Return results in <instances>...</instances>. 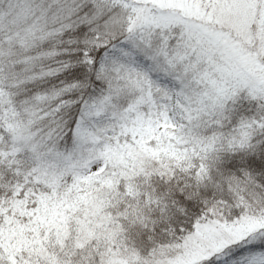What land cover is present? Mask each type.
<instances>
[{
    "label": "snow or ice",
    "instance_id": "obj_1",
    "mask_svg": "<svg viewBox=\"0 0 264 264\" xmlns=\"http://www.w3.org/2000/svg\"><path fill=\"white\" fill-rule=\"evenodd\" d=\"M0 264H264V0H0Z\"/></svg>",
    "mask_w": 264,
    "mask_h": 264
}]
</instances>
